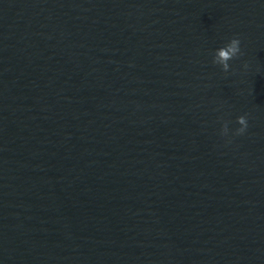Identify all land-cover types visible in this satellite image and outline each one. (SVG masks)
<instances>
[{
    "label": "water",
    "instance_id": "1",
    "mask_svg": "<svg viewBox=\"0 0 264 264\" xmlns=\"http://www.w3.org/2000/svg\"><path fill=\"white\" fill-rule=\"evenodd\" d=\"M0 264H264V0H0Z\"/></svg>",
    "mask_w": 264,
    "mask_h": 264
},
{
    "label": "clouds",
    "instance_id": "2",
    "mask_svg": "<svg viewBox=\"0 0 264 264\" xmlns=\"http://www.w3.org/2000/svg\"><path fill=\"white\" fill-rule=\"evenodd\" d=\"M240 40L238 38H232L229 40V42L217 49L213 55L212 63L214 65H218L222 72L228 73L229 72V61L238 58L239 55H241V49H240ZM245 67H247L245 65ZM236 124L239 125V127L235 131V135L240 136L243 135L247 128H248V122L246 116H239L236 119ZM222 136L228 135V125L227 123H224L221 128ZM230 142V141H229Z\"/></svg>",
    "mask_w": 264,
    "mask_h": 264
}]
</instances>
